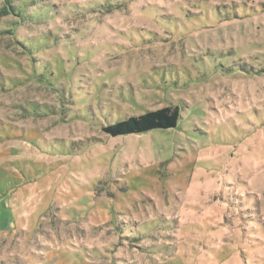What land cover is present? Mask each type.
<instances>
[{"label": "rangeland", "instance_id": "374dc122", "mask_svg": "<svg viewBox=\"0 0 264 264\" xmlns=\"http://www.w3.org/2000/svg\"><path fill=\"white\" fill-rule=\"evenodd\" d=\"M0 0V264H264V0ZM168 106L177 127L103 128Z\"/></svg>", "mask_w": 264, "mask_h": 264}, {"label": "trees", "instance_id": "16d2710c", "mask_svg": "<svg viewBox=\"0 0 264 264\" xmlns=\"http://www.w3.org/2000/svg\"><path fill=\"white\" fill-rule=\"evenodd\" d=\"M9 8L15 13H20L21 6L12 5ZM180 121V110L178 107L168 106L156 111H148L139 116H132L126 120L119 121L103 128L105 134L111 137L141 135L154 130H168L178 126Z\"/></svg>", "mask_w": 264, "mask_h": 264}]
</instances>
